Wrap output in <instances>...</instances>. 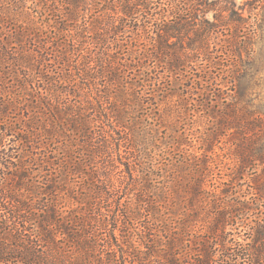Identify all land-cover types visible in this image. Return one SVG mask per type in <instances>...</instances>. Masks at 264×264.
<instances>
[{
  "label": "rangeland",
  "instance_id": "rangeland-1",
  "mask_svg": "<svg viewBox=\"0 0 264 264\" xmlns=\"http://www.w3.org/2000/svg\"><path fill=\"white\" fill-rule=\"evenodd\" d=\"M63 1L0 0V178L9 172L11 163L22 165L20 173L30 172L42 182L45 177L57 176L55 195L67 205L63 210H67L68 203L74 204L68 202V194L74 190L83 192L87 185H77L83 182V173L87 171L79 164V155L84 152L80 148L82 140L71 142L63 132L51 129L43 118L46 131L33 142L27 127L33 125L35 112L40 116L46 111L44 101L36 103V107L32 104L36 95L43 99L39 88L46 82L44 75H48V82L51 76L64 75L78 62L86 65L92 61L90 84L85 87L80 79L74 81L87 92L86 109H92L94 125H105L108 149L104 165L107 160L109 166L113 165L111 170L117 168L126 182L130 179L134 183L128 203L137 209L138 217L132 221L147 229L140 228L136 235L131 231L130 237L139 250L132 249L130 253L144 264L163 262L159 256L163 249L160 246L166 241L165 217L171 218L173 228L168 236L173 233L179 240L182 224L191 228L189 237L183 236L176 244L178 264L185 255L190 257L183 263L191 262V255L207 239L212 219L217 215L227 218L223 227L227 241H249L264 221V199H251V210L246 216L237 215L239 207H233V201H242L240 197L235 199L242 194H255L256 186L251 181L261 175L262 167H255L238 180L233 155L236 141L244 138V123L252 119H260L263 125L260 133L252 135L253 143L257 147L264 143V0H207L210 5L196 8L189 21L195 25L193 30V25L187 24L186 40L175 47L170 45L176 44V39L165 43L159 36L163 35L161 29L176 26L177 21H171L176 2L132 0L131 13L126 16L120 9L128 0H74L80 3L73 8ZM65 9L68 13L78 9L81 23L75 26L73 22H62ZM228 9L235 11L234 19L241 18L246 28L254 29L251 45L239 48L237 39L230 40L236 34L233 24L230 30L216 31L211 27L223 25L215 18L228 16L223 12ZM111 11H119L115 26L107 24ZM25 24L29 30L36 28L30 36ZM73 25L74 31L78 29L75 35L78 36L80 27L89 33L71 49L64 31L67 27L73 29ZM206 29L215 32L210 35L205 56L181 51L187 47V37L191 38L193 31L203 35L202 30ZM55 55L76 63L53 70L56 66L50 67ZM107 58H112L115 65L101 69V60ZM73 68L77 70L76 66ZM112 77L116 83L109 86ZM67 89L62 86V91ZM98 97L100 101L109 100L110 104L102 105L108 109L104 110L107 116L100 109ZM67 144L72 149L64 154ZM68 155L73 161L66 164L64 157ZM206 160L213 161L206 188L210 191L218 187L219 198L211 204L209 199L202 204L194 202L191 213L185 200L188 194L183 195L184 202L173 194L164 203L165 190L198 180L197 170L204 169ZM127 167L133 172H128ZM169 204L172 209L166 215L161 208L168 209ZM214 256L221 257L218 251ZM230 264L249 263L240 259Z\"/></svg>",
  "mask_w": 264,
  "mask_h": 264
},
{
  "label": "trees",
  "instance_id": "trees-1",
  "mask_svg": "<svg viewBox=\"0 0 264 264\" xmlns=\"http://www.w3.org/2000/svg\"><path fill=\"white\" fill-rule=\"evenodd\" d=\"M51 1L54 2V0ZM131 1L123 2L121 0L124 7L120 10L126 16L131 13V7H129ZM225 1L227 2V0ZM170 2H176L175 7L172 8L174 13L171 21L176 20L177 24L171 29H166V31L161 29L163 35L158 36L165 43L171 39H176V44L170 45V47H175L180 41L186 40L187 28L185 26L193 18L196 8L201 7L203 9L204 6L207 5L208 7L210 4L207 3V0H170ZM79 3L74 0L63 1V4L70 8H73L74 5L78 7ZM223 12H226L228 16L220 15L215 18L223 25H211V27L216 31L228 28L230 30V25L233 24L236 34L233 35L235 38L231 37L230 40L234 42L237 39L239 48L242 46L244 48V45L246 47L251 45L255 35L254 29L246 28L247 25L241 18L234 19V16H236L234 10L228 9ZM118 13L119 11H111L108 14L107 20L109 22L107 24L115 26L119 21ZM110 14L113 16L110 17ZM62 16H64L62 22H73L75 26L79 25L82 20L78 9L70 13L66 10ZM74 25L73 29L67 27L64 31V34L69 37L67 43L71 49L77 47L79 40L84 39L85 35L87 36L89 33L80 27L78 36L75 35L74 32L78 29L76 28V31H74ZM191 25L193 26L190 29L193 30L195 25L191 23L188 27ZM108 27L109 25H107ZM25 29L29 30L26 24ZM35 29L32 28L28 31L29 36L33 34ZM202 32L203 35L199 31H193L192 37L190 38V35L187 37V47L182 48L181 51L183 53L191 51L199 56H205L209 48L210 35L215 31L206 29ZM98 41H101V39ZM105 46L108 49L109 45L105 44ZM61 48V45L57 46V49L61 50ZM108 59L101 60L103 63L100 66L101 69L113 68L116 62L112 58ZM73 62L76 63V61ZM73 62H69L66 57L61 55H55L53 66L50 68L54 66H56V69L53 70H57L61 66L67 68L69 64L73 65ZM81 63L78 62L74 65L77 70L73 66L64 75L51 76L48 82L47 77H45L48 75H44L43 79L46 82L42 88H39L43 99L36 95L33 97L32 104L36 107V103L44 101L46 111L40 113L42 116L36 115L37 112H35L33 114V125H28L27 130L30 131L34 142L35 139L41 136V133L46 131L45 123L41 122L45 118L51 129H58L63 132L62 134L68 136L71 142L82 140L83 145L80 148L84 152L79 155V164L83 165L87 171L83 173V182L77 185H85L86 183L85 190L83 192L82 190L80 192L75 190L70 192L68 202L73 201L75 205L68 203L67 210H63L67 205L64 202L62 203L55 195L57 176L45 177L47 183H44V179L42 182L30 172L28 174L20 173L22 165L17 166L11 163L12 165H9L10 167L8 166L7 169L9 172L5 176L3 175V179L0 178V264H144L142 259L130 253L132 249L139 250L134 245L133 238L130 237L131 231L136 235V232L143 228L134 225L132 220L138 217V211L128 203V194L135 189L134 183L130 179L126 182L125 177L121 176L122 172L118 171L117 168H114L115 171L111 170L113 165L109 166L107 160L105 165L103 163L108 149L106 146L105 125H94L95 117L90 114L92 109L90 111L86 109L89 104L88 96L85 97L87 92L84 88L78 87L76 81H74V79H80L85 87L90 84L89 74L94 72V66L92 67L90 63L94 64V62H87L86 65ZM73 70L81 71L72 72ZM50 72L54 75V71ZM75 73H77L76 78L74 77ZM104 78L106 77L102 76V79ZM114 83H116V80L113 77L110 78L108 85L114 86ZM71 84H75V86ZM62 86L68 89L62 91ZM76 89L78 93H75ZM64 92H66L65 95H63ZM71 92L73 95H70ZM99 98L96 99L99 101L100 109L107 116L108 114L104 110L107 111L108 109H104L102 105L103 103L110 104L109 100L100 101ZM232 115L234 116V114ZM99 116H102L101 112H99ZM244 125V138L241 142L236 141V145L234 143V153L236 155H233V158L236 167H238V180L245 177L255 167H262V172L256 178L252 177L251 182L256 186L255 194L235 196V199L239 197L242 199V201H233V207H239L237 210L239 216L248 215L251 210L249 202L251 199H255L254 197L264 199V143L261 147H257L252 138L254 133L261 132L263 125L258 118L252 119ZM217 126L216 131L220 129V126ZM123 128L127 130L126 127ZM248 134H250V137ZM69 147L71 146L67 144L64 154L71 151L72 148ZM64 159L66 164L69 160L73 161L69 155ZM17 160L19 161L20 158ZM207 160L204 169L197 170L198 180L196 178L193 183L190 180L189 184L183 187L180 185L179 187H172V190L171 187L166 189L163 202L166 203L174 194L181 202L188 200L191 213L194 212L192 208L194 202L202 204V202L209 199V204H211L218 199V187L210 191L206 188L208 182L206 179L212 175L210 164L213 163V161L208 162ZM30 164L26 165L29 167L28 170L31 169ZM126 170L133 172L128 167ZM230 176H232L231 181L235 180V172H232ZM185 194H188L189 197L184 200L183 195ZM161 209H164L166 215H169L172 204H169L168 209L163 207ZM135 214L137 215L135 216ZM170 221V217H165V223H168L164 224L166 241L160 246L163 249L159 256V259L161 258L163 262L158 264H178L174 252L176 244L183 236L188 238L190 235L191 228L182 224L179 228V240L173 233L169 237L168 232L173 230ZM226 223L227 218L224 215H217L212 219L207 239L200 242L199 246L196 245L198 248L191 255L193 259H191V262L186 261L185 264H230L238 263L240 259L249 264H264V221L258 224L259 230L255 233L256 236L254 235L249 241H245V244L235 240L227 241L228 234L223 230ZM145 229L147 228L144 227L143 230ZM115 231H117V235ZM124 248L126 251H124ZM217 251L221 256L219 259H215L214 256V252ZM189 257L185 255L183 261L189 260ZM183 261L180 264H184Z\"/></svg>",
  "mask_w": 264,
  "mask_h": 264
}]
</instances>
